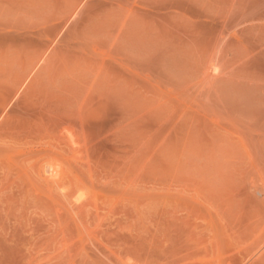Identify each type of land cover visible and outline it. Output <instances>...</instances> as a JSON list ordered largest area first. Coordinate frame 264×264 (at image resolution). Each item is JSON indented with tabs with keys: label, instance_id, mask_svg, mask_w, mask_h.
<instances>
[{
	"label": "rangeland",
	"instance_id": "obj_1",
	"mask_svg": "<svg viewBox=\"0 0 264 264\" xmlns=\"http://www.w3.org/2000/svg\"><path fill=\"white\" fill-rule=\"evenodd\" d=\"M0 264H264V0H0Z\"/></svg>",
	"mask_w": 264,
	"mask_h": 264
},
{
	"label": "bare ground",
	"instance_id": "obj_2",
	"mask_svg": "<svg viewBox=\"0 0 264 264\" xmlns=\"http://www.w3.org/2000/svg\"><path fill=\"white\" fill-rule=\"evenodd\" d=\"M51 170H52V169H50V171H51ZM46 171H47V170H46ZM46 171H45V172H46ZM50 171H49V173H50ZM52 173H53V170H52ZM50 175H51V173H50Z\"/></svg>",
	"mask_w": 264,
	"mask_h": 264
}]
</instances>
